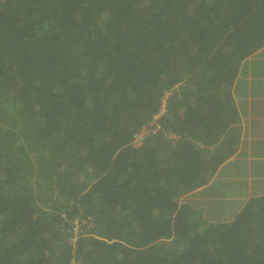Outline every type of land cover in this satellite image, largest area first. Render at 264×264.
I'll list each match as a JSON object with an SVG mask.
<instances>
[{"label":"trees","instance_id":"obj_1","mask_svg":"<svg viewBox=\"0 0 264 264\" xmlns=\"http://www.w3.org/2000/svg\"><path fill=\"white\" fill-rule=\"evenodd\" d=\"M262 47L264 0H0V264H264V194L177 200L264 157L230 91Z\"/></svg>","mask_w":264,"mask_h":264},{"label":"rangeland","instance_id":"obj_2","mask_svg":"<svg viewBox=\"0 0 264 264\" xmlns=\"http://www.w3.org/2000/svg\"><path fill=\"white\" fill-rule=\"evenodd\" d=\"M245 61H248V59ZM260 62L264 63V59L258 61L256 69L251 67V62L244 65L245 68L247 67L248 73L255 71L257 75L256 79L260 81L253 87V90H246V96L241 97V100H239L242 112L247 114V118L264 116V108L259 105V99L264 103V66ZM250 79H253V76H250ZM239 84L241 83L239 82ZM236 90L240 92L241 87L238 86ZM249 92L251 94L255 93V95L252 97L248 96ZM149 123L151 122H146L140 129L147 128ZM146 131L156 132L153 128L146 129ZM247 132L251 137L253 133L251 125H248ZM133 143L134 145L139 144L136 141H133ZM259 153L256 150V146H254L247 151V155H234L227 158L217 167V171L213 176V179H216V181H212L211 178L204 187L194 189L185 195L179 196L177 199L178 203L185 202L190 204L194 209L202 213L203 218L208 220L231 217L240 208L244 199L242 193L244 188L251 195L264 194V165L261 163L264 157L257 156ZM256 160L258 161L256 162ZM260 173L262 174L261 179ZM77 220L73 222L75 226L79 225Z\"/></svg>","mask_w":264,"mask_h":264},{"label":"crops","instance_id":"obj_3","mask_svg":"<svg viewBox=\"0 0 264 264\" xmlns=\"http://www.w3.org/2000/svg\"><path fill=\"white\" fill-rule=\"evenodd\" d=\"M246 59H248V61H245ZM246 59L242 62V65L240 67L241 71H240L239 75L237 76V78H235V83H233L230 91H231V94H232V97H233V100H234V104H235V107H236V110H237V114H238L237 117H238V119H240V126H241L240 130H241V133L244 134L245 136H247V138H250V136L248 135V132H247V127H248V125H251V128L253 129V133H252L251 138L254 137V138H256V140H258L259 136L261 138L262 137L261 135L264 134V116L263 115H262V117L259 116V118H254V117L247 118V114L245 112L244 113L242 112L239 100H241V97L246 96L245 95L246 90H249V91L253 90V87H255L257 85V83L260 82L259 80L256 79V77H257L256 72L255 71H250V73H248V69H247V67L245 68L244 65L246 63L249 64V62H251V67L256 69V64L258 63V61L264 59V47H262L261 49H258L253 55L247 57ZM260 63H261L262 66H264L263 62H260ZM250 76H253V79H250ZM239 82L241 84H239ZM238 86L241 87V91L240 92H238L236 90V88ZM254 95H255V93L251 94V92H249L248 96L252 97ZM259 102H260V104H259L260 107L264 108V103H262L260 101V99H259ZM255 146H256V148L260 147L259 141H257L255 143ZM246 148H247L246 150L248 151L249 150L248 147H246ZM243 149L244 150L242 151V154L239 151H237L235 154L231 155L230 157H232L234 155H239V156H244L245 154L247 155V151L245 150V148H243ZM257 161L258 160H256V162ZM260 175H261V177H260V179H261L262 178V174L260 173ZM242 193H243V198L244 199H245L244 195H251V194L247 193L246 188H244L242 190ZM259 194H263V193H259ZM255 195H258V194H255ZM255 195H251V196H255Z\"/></svg>","mask_w":264,"mask_h":264},{"label":"built area","instance_id":"obj_4","mask_svg":"<svg viewBox=\"0 0 264 264\" xmlns=\"http://www.w3.org/2000/svg\"><path fill=\"white\" fill-rule=\"evenodd\" d=\"M164 111H165V106H164V99H163L162 103L160 105V110H158V112L152 116L151 123L148 124L147 128H143V129H140V130L136 131V133L134 134L135 135L134 139L137 140V141H141L147 135L153 133V132H150V131H146V129L153 128L157 132L160 129V125L158 123V118ZM166 134H170V133H166Z\"/></svg>","mask_w":264,"mask_h":264},{"label":"clouds","instance_id":"obj_5","mask_svg":"<svg viewBox=\"0 0 264 264\" xmlns=\"http://www.w3.org/2000/svg\"><path fill=\"white\" fill-rule=\"evenodd\" d=\"M158 110H160V107H159ZM157 112H158V111H157ZM157 112H156V113H157ZM156 113H155V114H156ZM153 115H154V114H153ZM153 115H152V116H153ZM151 121H152V118H151L150 120H148V122H151Z\"/></svg>","mask_w":264,"mask_h":264}]
</instances>
